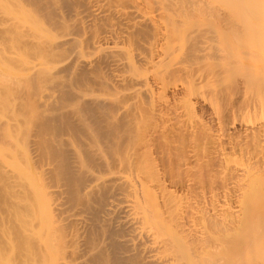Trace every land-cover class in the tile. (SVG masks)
Here are the masks:
<instances>
[{
  "label": "bare ground",
  "instance_id": "1",
  "mask_svg": "<svg viewBox=\"0 0 264 264\" xmlns=\"http://www.w3.org/2000/svg\"><path fill=\"white\" fill-rule=\"evenodd\" d=\"M10 1H12V0H10ZM30 1L35 4L37 9H40L42 12H44V14H46L48 19L51 20L52 25L56 26V28L57 27L60 28L59 33L61 35L59 34L60 36H58V37L59 38L61 37V38L60 39L58 38V41H54L55 43L54 44L52 43L53 45L50 44V46H49L47 44V47L43 46V45L41 47V44L39 43V46H38L39 48L34 49L35 47H37V43H38V41H37V43H35V41H32L34 37H32V39H31L27 36L28 34L23 35L21 31L20 32L14 31L15 32V34H14L12 29H10L11 25L9 26V23H8L10 21L7 22L8 24L4 23V25H3V23L1 24V22H0V27L2 26V28H0V35L1 34L3 35V36L1 35V39L3 40L1 42L4 43L8 39L10 40V37L12 35L11 33H13L14 35H17V36L13 35L16 38L12 37L16 41V46H15V44H13V45L8 44V47L3 46L4 49L6 48V50H7V56H5V58L7 57L8 62H6V63L10 64V62H12L11 65L13 66V64H14V66L16 67L17 70L20 69L21 72L22 71L24 73L27 72L26 74H24L26 76V77H24L25 78V80H24L25 84L20 89L19 99L17 100L18 104L16 105V106H19V108H21V106H22L23 107L22 110H24V111H19L20 110L19 109L18 114H16L14 110L17 109L18 107L14 108L15 106L12 104V106H14L13 107L14 110L12 109V112H10V113H12V115L10 114L7 116H2V115H5V114H2L1 115L2 117L0 116V132H1L0 135H2V132L5 131L6 129L10 133L13 131L12 128H14V130L16 129L19 132V134L22 135V137H24L25 140H27L26 148H25V150H23L22 155H19V156H21V158H19V160L21 162H24V163H21V166L26 164V162H27L26 165H32V167H34L35 169H38V171L40 172L39 174L41 175V178H37V180L39 179V182H40V180L42 182L41 183L42 187L40 186L42 193L40 196V195H38L39 194L38 192L40 189L36 192L34 189L35 193H33V195L36 193H37V195H36V197L35 196H33V197L37 201H38V199L40 200L41 198H43L44 204L42 203L43 206L42 205L40 206L43 208L40 209V207H39V209H40L39 211L35 206H33V207H35V209L32 208L33 210L30 208L32 210V211H29V213H31V215L27 213L28 212V210H27L26 217H27V215H30V216L33 215L32 217H34V215H35L34 218H36V215H38L37 221H36V219H35V221H33V223L35 222L34 225H37V223H39L40 220L42 219L43 222L41 221L38 225L39 226L41 225L42 228L43 227L47 228V226H48L47 230L50 233V234L46 233L48 231L45 232L43 230L45 228L41 229V228L35 226V228L41 229V230H43L42 232L49 234L47 237L45 236V238H47V239H45L43 237L40 244H38V245L36 244L37 247L34 244L35 242L33 243L34 240H31V239H30L31 241L30 240L28 242L25 241L28 244H25V242H22L20 246L22 247V245H23V248L25 249L27 247L26 246L24 247V245H27L28 248H30L29 247L30 245L31 246L34 245L32 247V249L36 248L35 249L36 251H34L35 253L36 252L42 253L44 250H46L47 255L43 256L44 262L46 260L45 264L46 263L51 264V261H50L51 256H52V264L55 260H58L57 262H55V264H101L104 262H105L104 264H107L106 262H108V261H109L108 262L109 264H173L172 262H173V260H175L174 257H179V256L181 258L180 260L190 258L189 262L188 261L185 262L188 264H264V221L262 220L260 222L257 220L258 218L255 219V217L257 216V212H260V210H261V207L263 204L262 202H264V160L263 159H260L258 157L259 160H261V161L263 160L262 161L263 165H262L261 171H259L260 168L258 169V171L256 170L258 167L257 168L255 167L256 169L254 168V166L252 167L250 165V162H248V159H247V163L242 164L243 167L240 165L242 168L240 167L239 170H243V172H244V177H242V179L245 180V185L247 186V189L245 188L244 192L242 191V196H239V197H243L242 199H244L245 203L246 202L247 203L253 202V201L256 203V201H258V202L261 201V203H259V204H261L260 205L261 207L258 205V208H256L257 205H254V207H255L254 208L251 206V204L253 205L254 203H251V204L249 203L247 205V204H244L242 202L241 217H243V216L244 217L239 218V219H242V224H244L246 222L244 220L245 216H246V220H247L248 217H250L252 215V211L255 210L254 215L251 216V217H254L256 215L254 217V219L252 218L253 220H256V221H254L255 223L252 222L253 220L251 218H249V220L250 219L252 220V221L250 220L251 222L247 221L248 222L247 225L250 226V225L254 224L255 229L251 233L250 232L247 233L248 235L246 234L248 237L246 235H244V237H243V234H244L243 232H242V236L240 235L243 242L246 241L248 238V242H247V245L249 248L248 250H246L247 246L245 249V248H243V244L240 245L241 243L239 242V240H240V238L238 237L239 235L238 236L236 235L237 237L234 236L237 238V239H234V242L229 239V241L233 243V245L231 243L229 248H233L235 250L236 249L235 247L238 245L237 249H242V250L245 249V251H246L244 253L246 255L243 256V254L239 253L240 250H238L239 251V252H237L238 257L240 258L242 256L244 259L243 258L241 260L237 259V261L235 260L231 263V261H229V259H227V257H226L227 255L229 256L227 250L221 249L222 247L225 248V246L223 244L221 245V243H220L221 240L222 241H224V240L222 239V237H221V240H219L220 236L218 238V235H216L220 229H221V231H222V229H224L222 232L225 231V227L228 224L227 225L225 224L224 219L220 221L219 218H221V217H219V218L216 217V218H218V220H219L218 221V220H215L216 218H213V220H212V219L206 218V216L204 218L200 216L203 219V220L201 219L202 223L205 225V227H202V228H207V229H208V227H209V229L213 228L210 230L211 231L210 233H209V230H208V232L206 231L207 234L208 233L210 234V235L208 234L209 236L203 232L207 238V239L204 238L205 240L202 239L203 238L202 235H204V234H202V235L197 234L198 236L202 237V238L200 237L202 240H204V241H202V240L200 241V240H198L199 238H196L197 235H195L197 232H199V231H196V230H198L196 228V225H195V228H193L192 226L187 227V224L189 223V221L187 224L184 221V216H183L184 214L183 213H185L187 211L184 212L183 211L184 208L182 209V206L179 205L180 200H178V202H177L175 199H173L176 201V203H175L176 206H174V202H173V205L170 204V205H172L171 209L173 211L178 209V214H177V211H175L176 213L174 212V214H172L173 213L172 210L171 209H168V210L169 211L171 210L170 213L172 215L177 214V216L173 217L172 215H170V217H169V212L168 213L163 212V211L162 212L167 214V219L169 218L168 221H170V223H168V221H167V223L169 224V226L171 228L170 230L176 236L175 238L178 237L179 239H177L178 241H176L175 239H172V238H174V236L173 237L170 236L168 239L165 238V236L162 235L163 233H161L160 228H159V226H163L162 224H165L164 223L165 221H163L165 219L164 217H166L165 214H163L164 217L162 218L163 223L160 221L159 224L157 223L159 226H157L153 223L154 221H152V219H154L155 217L152 218L153 216H150L151 214H148L149 211L147 213V211L145 210L146 208L144 209L143 208L144 206H142V203H141V201H142L141 199H143V198H141V196H143V195L146 196L147 194H149V196L152 195L151 197H157L158 193L160 192V191H158V193L155 194V192H157L156 191L157 184L155 186V185L151 184L152 182L147 183V182H144L143 180H141V178H139L136 175V173L133 172L131 167H129V165L131 166V164H129V161H126V158H125L126 162H124L122 159H119L117 157V154H118L120 148H122L121 147L122 140L124 139V136H126V134L129 131L128 124L124 121V117H123V115L127 114L129 111L127 112V108L125 105L126 103L123 100L133 99V98H135V96H139L140 94L148 95L149 93H151V97H152V95L154 94L152 92L154 91L155 88L157 89V87L158 88L161 87L160 92L164 91V93H166L167 91H165V90L168 87V85H166L168 83V81L166 83L165 77L166 78H167V76L170 77L171 74L174 75L177 72H179V73L185 72V71L188 72L189 71L188 69L192 68L190 66L192 64H195V62L198 59H200V58H198V56L199 57L202 56L203 60H204V57L207 56V59H208L209 55H206L207 52H205V55H204V52H202L201 50H200V52H202V55L201 54H200L201 56L198 55L200 53L199 52V53H197V55H198L197 58L195 57L196 56L195 52H197L198 47L200 46V48H202L204 46V44L208 45V47L204 46L202 48L203 51H206L205 50L206 47H207V49L210 47L211 51H212L213 49L215 50L218 47L225 45L226 48L224 46L221 47L222 49L218 48L219 51L224 50V51H222L224 53H226L225 51H227L226 55L224 53L220 52L221 55L223 54L222 56L220 55L223 58L222 60L224 62H226V63H224V62L222 63V61H221L220 65H222V67L224 66L223 68L225 70H227L225 68V66L227 68L231 67L229 64V63H231V61H232L231 64H234V65H236L239 62H242L245 64V66L247 68L245 70H247V71H245L243 69H241V71L243 70V73L246 72L248 74L249 73L248 65L250 66L251 63L254 64L255 63L254 61L256 60V63L254 65H256V66L258 65L257 69H256V66H253V67H255L256 70H259L258 72H260V73L262 72L261 73L262 76L260 73H258V75L260 74L258 77H260L259 79H261L262 81L261 82L259 81V83H257V84L261 83V85L258 87L259 89H257V87H256V89H254L252 93H249V95H251V96L248 95L250 98H248V96L246 97V94L244 95V92H243V94L241 95V96L244 95L243 98H241L242 100L239 99V101L241 100L239 103H241L240 105L242 107H238L241 109L237 110V108L235 107V110H237V111H235L234 108H233V111H235L234 115L236 114L237 118L240 117L242 119V121H241L238 118L239 121H241V122L244 121L243 123H246V125L245 124L244 125L246 126L247 129L253 130V131L251 130L252 131L251 132L252 133L251 138H253L252 142H254L253 146L255 147V145H256L255 148L259 147V150L261 149L260 152L262 153V151L264 149V144H263L264 143V124H262V122H261L258 125L257 122L258 121L259 122L264 121V80L262 79V78H264L263 77L264 76V33H263L264 32V23L263 24L261 23L262 24V26H261V24L259 22V21H262V22L264 21V19L262 20L260 18L262 16L264 17V15H261L262 13L264 14V12H262V11H264L263 10L264 8H262V6L255 7V6L251 5L252 9L247 10L245 8V6L243 5L245 10H247L250 13H253L257 9L259 10L260 8H262L259 10V12L260 11L261 12H260V16H258L260 20H258V18L255 17L256 16L255 14H254L255 15L254 17L253 16L249 17V15H251V14L250 13L247 14V11H242L240 9L241 6L240 7L238 6L237 9H239V10H236L235 7L234 8L231 7V10L235 9L237 14L240 12L239 14L241 16L240 17L239 15H236V13L234 15L231 12L232 18L234 17V21H231L232 25L230 23L225 22L227 24H224V26L222 28L223 24H220L221 26H218L219 24L216 26V25H214V23L212 24L210 21H208V23L210 22V24L202 23L200 25V23H201L200 22L198 24L199 26H197V24H196V26L194 25L192 27L187 26L186 28H184L185 29L184 30L181 28L182 26L179 27L180 26L179 23H181L182 22L181 20H183L181 18V15H182L181 13H183V12L181 11V13H180L181 15L178 13L180 11L177 12V14H179V15L176 14V16L177 17L180 16L181 19L180 18L175 19L174 16H175L176 11H174V13H173V11L172 12L169 11V12H171V14L169 12H167L168 8H170V6H171V5L169 6V4H171V3H173L172 5H174V4L179 5L180 4V7L177 5L179 8L174 5V9H173V6H172V8H171L172 10H175V9L179 10L180 8L182 10V8L184 6H181V5L184 3V0H171L172 2L170 0H143L142 2H139V0L138 1L137 0L136 1L135 0H116L115 4H112V2L115 0H112V2H111V0H85V2L89 5L90 8L95 7L92 10V12L90 13L92 20L95 21L96 19H100V18H102V19L103 18L104 19L109 18V20H110V16L113 17V20H114V18L118 19L117 22L111 21L108 24H105V26H104L105 28L103 27L101 30L93 32V34L92 33L88 34L87 28L89 26V23L87 22L86 17L78 16L77 14H75L78 17L73 16L75 18V19H73L74 21L73 22L72 21L67 22L66 18H65L66 16H64V13H58V14L55 13V11L57 10V5H55V3H57L56 0H30ZM168 1L171 3H169V4L166 3ZM8 2H9V0H8ZM165 3L168 4L169 7L165 6L166 5ZM163 4H165L164 5L165 7L163 6ZM166 7H168V8H166ZM246 7H247V5H246ZM263 7H264V5H263ZM244 8H242V9L244 10ZM231 10L228 11L229 15H230ZM250 10H252V12ZM183 11H184V9H183ZM241 12L243 14L246 13L247 15L246 14L243 15ZM254 13H256V12H254ZM169 14H170V16H169ZM225 14H227V11ZM256 14L259 15V13H256ZM183 17H184V15H183ZM242 17H243V19L247 17V21L246 20L245 21L240 20V18L242 19ZM228 18H231V17L228 16ZM250 19L253 21V23H250V26H249L248 21L252 22V21H250ZM7 20L8 19H6V21ZM111 20H112V18H111ZM229 20H228V22H229ZM235 20L238 21V23L236 21L237 24H233V23H235ZM240 22H243V23L241 24ZM245 22H246V24H244ZM255 22H259V24L257 25V24H255ZM203 24H205V26L206 25L207 26L205 27V26H203ZM251 24H253V27H251ZM192 25H193V23H192ZM254 26H256L257 28H260L259 31L260 30L261 31L259 32L256 29V27H254ZM146 27H149L150 29L152 27V28L157 30L156 34L159 35V37H157V38H159L161 41V43L159 44L160 46L156 47V49H155V46H153L150 42L147 45H143L145 43L144 42L142 44L144 47V48L142 47V49H143L142 51H144V52L137 51V53L135 54V52H133V50L135 48L133 47L132 48L133 50L128 49L127 47H129V46H127L128 44L126 42L128 40V42L130 41V43H131L132 39L130 36H132V38H133V36H134L133 31H135V30H136L135 33H137L138 35L140 34L139 36H141L142 34L146 35L145 34V32H146L145 28ZM75 29L76 30L80 29L83 33L88 34V36L86 38L78 36L75 33ZM18 30H19V28H18ZM28 30H30V29H28ZM128 31H129V34H128ZM149 32H150V30H149ZM261 32L263 33V36H262ZM9 33H10V35H9ZM23 33H24V30H23ZM258 33H259V35H258ZM256 34H257V36H256ZM210 35L212 37H209ZM29 36H30V34H29ZM223 36L226 38H223ZM129 37L131 40L129 39ZM218 37L223 38L222 40L228 39V41H226V43L227 42L228 43H227V45L225 44V41L220 42V44L216 43V45H218V46H216L217 48L215 46H213V49H212L213 43H211V41L213 39L215 40V42H216V40L218 41V39L221 40ZM182 38L183 39L186 38V40L190 39V42H188V43H190L191 46L189 44H188L189 46L184 44L185 49H183V50H185V51L188 50L187 54L185 55L186 52L180 51V53L184 52V54H182V53L181 54L184 55L185 57L183 56V58H182L180 55L181 58L179 57V60L176 59V61H175V54L178 53L179 50L182 49V47H183V46L181 47L179 44V41H180V39L182 41ZM210 38H211L210 43L212 44L211 46L209 45L210 43L208 40ZM203 39L204 40L207 39L208 44H207V41L205 42ZM236 39H238L236 41V43L239 40L240 41L243 40V42L245 43L244 44L242 41L237 43V45L238 44L239 45L241 44L242 46L244 45L243 47L240 45L242 48H240V46L239 47L237 46L238 49L240 48V51L243 49L242 53L239 51L242 54V57H241V54L238 53V51H237V53L240 54L239 57L242 58V59H240V61H237V63H235L236 62L235 60H237L238 58L237 59L232 58V57H234L233 53H231L229 58L227 57L230 53V51L228 49H231L229 47L231 45L229 42H230V40L233 41ZM83 41H86V43L88 44L87 46H89V49L92 48L95 50H99V53L102 54V52H103V55H101V57H99V59H96V60L93 59L95 61L89 60L90 57L86 58V59H88V60H86L85 59V57H87V56H85L87 53L86 50H89V49H88V47L82 45V44H84ZM181 41H180V43H181ZM132 42H133V40H132ZM212 42H214V41H212ZM10 43H13V42H10ZM201 43H203V44H201ZM5 44H7V42L2 44V45H5ZM65 44H73L75 46L76 50L75 51L73 50V51L76 53V55L75 54L74 55L77 56V58L73 59L75 57L72 56V59H73L72 61H69V60H71V58H70L68 60L69 62L68 61H67L68 63L66 62V65L63 66L61 64V67L57 71H55L54 73L47 71V69L48 68L50 69V67L56 68V65L55 66H49L46 68V66L49 64H47L43 60L44 58L38 54L39 51L41 52L43 50V52L46 53V55H48V54L51 55V54L55 53V51H53V50L56 47L59 48L60 46L65 45ZM181 45H183V44L181 43ZM201 45H203V46L201 47ZM233 45H236V44H233ZM49 47H51V48L49 49ZM210 48H209V51H210ZM29 50H31V52H33V53L36 51V53H34L36 55H32V53L29 52ZM32 50H34V51H32ZM37 50H39V51H37ZM217 50H215L216 51L215 53H214V51L211 53H213V55L217 56V54L219 55V51L217 52ZM234 52H235V54H237L235 50H234ZM208 53H210V52H208ZM253 53L255 54V56ZM89 54H91V52ZM232 54H233V56H232ZM34 56H36V57H34ZM216 56H214V58ZM220 56H217L215 59H217ZM251 56L253 58L250 59ZM3 57H4V55H3ZM49 57H51V56H49ZM225 57H227V59H225ZM256 57H257V59H256ZM36 58H37V63L34 61V60H36ZM41 58H42V60L39 62L38 60ZM51 58H50V60H51ZM135 58H136V60H135ZM193 58H196V60ZM66 59H67V57H66ZM219 59L220 58H218L217 60L219 61ZM258 59H260V60L258 61ZM203 60H198L197 62H200ZM227 60H228V64H227ZM136 61L138 63L145 64V66L146 65L148 66L150 64L151 67L149 66V67H145V68H147V69L150 68L151 70L153 69L152 71H154L155 69H158V68L160 69V67H161L160 70H155L156 74L154 72H152V75L155 74L157 77H155V75H154L152 77H155V78H151V74H150V77H148L147 73L142 72L143 70L139 71L137 68L140 65L137 67ZM251 61H253V62H251ZM42 62H45V64H46L45 67L43 66L44 63H42ZM192 62H194V63H192ZM197 62H196V64H199ZM219 62H218V64H219ZM38 63H40V64H38ZM185 63H186V65H185ZM213 63L217 64L215 62H213ZM225 64H227V65H225ZM244 64H243L242 68H244ZM213 65L211 64L212 67H213ZM102 66H104V67L107 66L110 69L114 68L113 69L114 71L115 70H117V71L122 70V73L121 74H115L112 77L111 76L105 77L104 75H101V73H100L103 70ZM218 67H220V66L218 65ZM234 67L236 68V66H234ZM238 68H239V66H238ZM258 68H260L261 70ZM150 69H149V72L151 71ZM224 69H223V71H224ZM251 69H253V68H250L249 70H251ZM255 69H254V71H255ZM124 70L127 72L128 71H131V72H129L128 74L125 72L127 74V75H125ZM9 71H10V69H9ZM20 71H18V72H20ZM158 71L159 72L161 71V73H158ZM198 71H200V69ZM213 71H214V69H213ZM232 71L233 70H231V72ZM251 71H253V70H251ZM12 72H14L13 74H15V69ZM21 72H20V74H21ZM47 72H50V73H47ZM190 72L187 73V75L189 74L188 76H186V73H185V76L187 77V79H186V77L184 79H181L179 81L180 82L179 85H180L181 89L178 88L179 90H182L184 92V94L182 95L183 99L182 100L179 99V100H181V105H182L181 107L184 110L187 109V110H185V112L189 110L188 109L189 107H194L191 103L193 101V100L191 101V99H192L191 95H194L199 99L202 96V100H203V98L205 100V97H204L205 94H203V93H205L206 91L205 92L202 91L204 88L202 90H199L201 88V86H197L199 84L201 85V83L204 84V82H201V81H206L205 84L206 83H207V85L209 84L208 85L209 88L207 86H205V88L207 87L205 90L209 89V90H207L208 91L207 93H210V95H209V97H211L210 99L215 100L218 97V96H216V94L219 95V93H217V91L220 90V92H221V89H218L217 87H215V85L213 84V82L211 80L214 78L213 76H215V74L213 75L212 72H211L212 74H208L209 75L208 78H206L208 76L207 73H205L207 75L206 76V75H204V73L202 74L200 71V73L202 75H200V73H197L198 76L195 75L196 77H192V74L194 72L193 73L191 72V75H190ZM231 72H230V75H233V74H231ZM255 72H257V71H255ZM157 73H158V75L162 74V76L158 77ZM179 73H177V74L180 75ZM243 73L240 72L241 76H243L244 78L246 77V80H247V77H248V75L250 76V74H248L247 76H244L246 74L242 75ZM182 74L184 75V73H182ZM222 74L225 75V73H222ZM18 75H19V73H18ZM46 75H48V76H46ZM19 76H21V75H19ZM211 76H212V78H210ZM227 76H229V75H227ZM39 77L42 79V83L44 81H46L48 83V81H49L48 86H52V87H48L51 90L46 87V90H50V91H47L46 93H44L45 89L42 87L43 85L41 86L42 83L40 82L41 83L40 86L42 87V89H44L43 90L44 92H42L43 93L42 95H40L41 94L40 92L42 90L41 91L38 90L41 87L39 86L40 87L39 88L38 86H36V84L39 81H41V79L37 80ZM222 77L224 78V76H221V78ZM252 77H255V75ZM205 78H206V80H203ZM223 78L220 80L224 81ZM217 79H219V78H217ZM226 79L228 80L229 77ZM234 79H235V77H234ZM255 79L257 81V75H256ZM176 80H177V78H176ZM235 80H233V81L235 82ZM248 80H249L250 86L247 84L248 81H247V83H244V84L245 85L247 84L249 87L253 86V84L251 85V83L254 80L251 79L252 82L250 81V79H248ZM226 81H225V83H226ZM229 81H231V80H228V83H229ZM242 81L244 82V79ZM50 82L52 83V85L50 84ZM239 82H241V81H239ZM44 84H45V82H44ZM175 84L178 85L175 82L174 84H172V85H174L173 87H175V88L179 87V85L175 86ZM212 84H213V86L211 87ZM244 84H242V85L245 86ZM218 86H219V84H218ZM248 86H246V87H248ZM222 87H225V85ZM164 88H165V90H164ZM35 89L38 91L35 92ZM156 89H155V91H156ZM216 89H218V90H216ZM249 90H250V88H249ZM251 90H250V92H251ZM256 90H260V91L256 92ZM199 91L202 94L201 96H200ZM242 91H244V90H242ZM245 91H247V89ZM254 92L257 95L254 94L255 96L254 95L252 96V94ZM33 93L35 96L37 95L36 93H39V96H36L37 97L36 98L33 95ZM194 96H192V97H194ZM33 97H35L37 99V101L34 100L35 98H33ZM38 97H39V99H38ZM165 97L163 96L162 99L164 98L163 100H165L166 99ZM196 97H194V99ZM251 99H252V101H251ZM213 100H210V101L213 102ZM34 101H36V102H34ZM165 103H166V101H165ZM209 103H211V102H208V104ZM220 103L221 102H219L218 104H220ZM159 104H161V103H159ZM6 105H8V104H6ZM190 105H192V106H190ZM212 106H214V105L212 104ZM4 107H6V106H4ZM7 108H10V107L8 106ZM214 109H217V108L215 107ZM214 109L212 111H214ZM6 111L9 114L8 110H6ZM215 111L211 112L214 115V117H213L214 122L213 123H215L214 125H215L216 132H218V133H216V138H214V139H217V142H219L218 145L222 144L219 146L218 150L216 151V155L221 160V158H223V159L227 158V155H228L227 150L225 149L226 150L225 151L223 148V143H224V141L226 142V140H227L226 137H227L228 133H230V127L226 123H224L225 120H223L221 118V115L223 113L221 114V113H219V111H217V112H215ZM223 111H225V108L221 112H223ZM0 112H2V111H0ZM4 113H5V111H4ZM215 113H217V114H215ZM219 114H221V115H219ZM232 115H233V113H232ZM229 120H232V119H229ZM230 122H232V121H230ZM233 122H234V120H233ZM235 122H237V121H235ZM253 122H256L255 125L257 124V126L254 127V125L252 124ZM231 125H232V123H231ZM233 125H235V124H233ZM2 129H5V130H2ZM5 132H7V131H5ZM3 136H5V135H3ZM11 136H12V138H11ZM11 136H10V138L14 139L13 138L14 135H11ZM18 138H21V137L18 136ZM18 138H17V141L20 142V140H18ZM11 139H9V140H11ZM14 140H16V139H14ZM10 142H11L10 146H12L16 143L15 141H13L14 144H12V141H10ZM218 145H217V147H218ZM228 148H230V147H228ZM263 153L261 154V155H263L262 158H264ZM120 154H121V152H120ZM120 154H119V156H120ZM217 156H216V158L218 159ZM122 158L124 159V157H122ZM16 159H18V158H16ZM225 160H227V159H225ZM20 161H18V164ZM256 164H258V163H256ZM252 165H254V164H252ZM15 166H16V164H15ZM17 166L18 167L16 168V171L19 170V171H17L18 173L20 172V169L25 168V166H24V168L19 169V165H17ZM118 166H119V168H117ZM30 167L28 168V170L31 169ZM12 170H14V169H12ZM131 170L136 176L133 175ZM7 171L10 172V170H7ZM38 171H37V173H38ZM12 172L16 173L15 170ZM12 172H10V173H12ZM31 172L33 173V171H31ZM18 173H16L13 177L18 175ZM106 173L107 174L109 173L108 177H105ZM9 176H11V175H9ZM33 177H34V175H33ZM34 180L36 181L35 177H34ZM5 184H6V182H5ZM41 184H39V185H41ZM158 185H159L158 187H160L159 182H158ZM260 186H261V188H260ZM25 187L30 189L29 186H24V188L20 187L21 190L24 189L22 191H20L18 189L20 191V193L17 192L16 197H15L17 203L25 200L26 199L25 196L29 195L32 192V190H30L31 192L29 193V191H28L29 189L27 190V188H25ZM34 187H32V188H34ZM221 188H222V186H221ZM25 189L28 192L26 191V193L24 194ZM163 192H164V189H163ZM161 195H163L162 190H161ZM172 195L173 194H171V196ZM145 196H144V199H145ZM166 196H168V195H166ZM171 196L169 195L167 197V200ZM37 197H39V198H37ZM151 197H149V198L153 199ZM173 197H175V195L172 196V198ZM171 199L169 202H172ZM26 200H28V199H26ZM29 201L30 200L26 201V203L27 202L29 203ZM145 202H146V199H145ZM202 202H203V200H202ZM156 203H157V199H156ZM182 203H184V202H182ZM20 204H16L14 202V204H12L11 206H13V205L18 206ZM165 204H167V203H165ZM177 204H178V207H177ZM194 204H195V202H194ZM243 204L247 205V206L243 207ZM24 205L25 206H20V207L18 206V207L19 208L28 207V209H29V205L26 206L25 203H24ZM31 206L32 205H30V207ZM157 206H159V205H157ZM173 206L175 207V209H173L174 208ZM196 206H195V208H196ZM168 207L169 206L165 205L166 211H168L167 210ZM176 207H177V209H176ZM259 207H260V209H259ZM205 208H206V206H205ZM249 208L252 209V211ZM159 209L161 211V207ZM14 210L15 211L17 210L16 207L14 208ZM34 210H36V212L38 211L40 214H43L45 212L44 213L45 216L44 215L43 216L45 218L47 216V219H48L47 224L44 223L43 219H45V218H42L41 216L39 217V214L36 213ZM41 210L43 211V213ZM193 210H195V209L193 208ZM156 211L158 212L157 208H156ZM231 211L232 210H230L229 212L227 211V212L229 214H233L234 212L231 213ZM32 212L33 213L35 212V213L33 214ZM193 212L191 211V214ZM195 212H196V210H195ZM250 213H251V215H250ZM160 214L162 215L161 212H160ZM236 215H238V214H236ZM17 216H19V215L17 214ZM22 216H23V214H22ZM189 216H190V214H189ZM214 216L215 215H213V217ZM161 217L159 216V218H161ZM39 218H40V220H39ZM234 219H236V218H234ZM238 220H237V222H238ZM243 220L245 222H243ZM157 221L159 222V220H157ZM233 222H234L233 224H236V225H234L236 228H238L239 226L242 225L241 220L238 223H236V220ZM226 223H228V222H226ZM45 224H46V226H45ZM188 225H190V223ZM229 225L227 227H229ZM193 226H194V223H193ZM200 226H201V224H200ZM22 227H24V226L22 225ZM165 227L166 226H164V230L166 229ZM215 228L217 229V231H216L217 233H214ZM22 229H24V228H22ZM26 229L30 230V227H28V228L26 227ZM26 229L23 230L24 231L23 233H25V235H26V233L29 232V230H28V232H26L25 231ZM194 229H195L196 233H195ZM31 230H32L31 232L33 233L36 229L34 231H33V229H31ZM153 230H156L157 232L153 231ZM204 230H206V229H204ZM35 232L33 234H35ZM39 232H40V230L37 231L36 235H33V234L31 236H30V234H28V235L30 237H32V239H33V236L38 237ZM42 232H41V235H39V237L41 236V238H42V235H45V234H42ZM235 232H233V233H235ZM159 234H161V235L159 236ZM224 234H225V232H224ZM21 235H22V237H21L22 241L28 236L27 235L25 237L24 234H21ZM205 235H204V237H205ZM226 235H227V233H226ZM234 237L232 236V238H234ZM170 238H171V240H170ZM21 239H20V242H21ZM36 239L38 240V238H36ZM174 240L176 241V242H174L175 248L173 245H172L173 247L172 246L170 247L171 249L168 248L169 246L166 247L167 245L172 243ZM169 241H170V243L168 244ZM31 242L33 244H31ZM37 242L39 243V240ZM230 242H229V244H230ZM222 243H224V242H222ZM234 243H235V245H234ZM237 243H240V244H237ZM188 244L191 245V247ZM50 245H53L54 247H52V246L50 247ZM49 247L53 248V249L55 248L53 250L54 252ZM184 247H186L185 250H187L186 251L187 254L185 253V255L183 254L185 251ZM239 247H241V248H239ZM23 248H21L20 250H23ZM109 248L110 249L112 248L113 251L108 250ZM172 248L174 250H172ZM48 249L50 251H47ZM168 249H170L169 251H171V250L173 252L175 251L173 253L174 257L172 255H170L169 252H167V251L165 252L167 255L164 254L163 251L168 250ZM190 250L192 252L194 251L193 255L191 257H190V255L192 253L190 252ZM218 250H220V251H218ZM242 250H241V252H242ZM109 251H111V253H108V254H110V255L112 254L111 256H109L107 254V252H109ZM236 251L237 250H235V252H232V250H231L232 253H230V251H229V253H230L229 257H232L231 255H234V253L237 254ZM47 252H49V253H47ZM26 253L27 252H24L23 256L26 257V255H25ZM30 253H33V252L30 251L27 254V257H28V255L31 256ZM38 253H36V254H37V256L40 255V260H41V258H42L41 253L40 254H38ZM50 253H51V256L49 257L48 255ZM33 254H32L33 257L31 256L33 259H31V257H30V259L33 260V262L35 261L39 264L41 261L38 260L39 258L38 259L35 258L36 254H35V256ZM188 254H189V257L184 258L186 255L188 256ZM239 254H241V255H239ZM46 256H48V257H46ZM53 256H54V258H53ZM233 257H232V259H233ZM238 257H237V255L235 256V258H238ZM47 259H49V261H47ZM42 263H43V261H42ZM42 263H40V264H42ZM177 264H184V263L180 261Z\"/></svg>",
  "mask_w": 264,
  "mask_h": 264
},
{
  "label": "rangeland",
  "instance_id": "2",
  "mask_svg": "<svg viewBox=\"0 0 264 264\" xmlns=\"http://www.w3.org/2000/svg\"><path fill=\"white\" fill-rule=\"evenodd\" d=\"M136 1V0H135ZM138 1V0H137ZM143 0H139V2H142ZM171 1V0H170ZM56 2L57 3H55V5H57V10L55 11V13H64V16H66L65 18H66V21L67 22H73L74 20L73 19H75L74 17H78V16H84V17H86V19H87V22L89 23V26H88V34H90V33H92L93 34V32H96V31H98V30H101L104 26H105V24H108L109 22H111V21H115V22H117L118 21V19H116V18H114V20H113V17H111L110 16V20H109V18H100V19H96L95 21L94 20H92V17L90 16V13L92 12V10L95 8H90L89 7V5L85 2V0H56ZM111 2H112V0H111ZM110 2V3H111ZM114 2V3H113ZM112 2V4H115V2H116V0L115 1H113ZM172 2V1H171ZM171 2H166V3H171ZM32 2L30 1V0H12V1H10L9 0V2H8V0H0V22H1V24L3 23V25H4V23L5 24H8L9 23V26H10V29H12V31H13V33L15 34V32L14 31H17V32H22V34L23 35H26V34H28L27 36L29 37V38H31L32 39V37H34L33 38V40L32 41H35V43H37V41H38V43H37V47H35L34 49H36V48H39L38 46H39V43L41 44V47H42V45L43 46H46L47 47V44L50 46V44L51 45H53L55 42L54 41H58V36H60L61 34L59 33L60 32V28H56V26H54V25H52V23H51V20L50 19H48V17L46 16V14H44V12H42L40 9H37V7L35 6V4L34 3H32ZM165 3V4H166ZM3 4V5H2ZM165 4H163V6L165 5ZM168 4H166L165 6H168ZM173 3H171V4H169V6H170V8H168V7H166V8H168V11L167 12H169V11H173V13H174V11H176L175 12V19H178V18H180V16H176V14H177V12L178 11H180V12H178L179 14L181 13V11L183 12V13H181L180 15H181V18L183 19V20H181L180 22L181 23H179V27H181L182 29H184V28H186L187 26L188 27H192V26H196V24H197V26H199L198 24L200 23V25L202 24V23H207V24H210V22L213 24L214 23V25H218V26H221L220 24H223L222 25V28H223V26H224V24H227V23H232L231 21H234V17L232 18V13L235 15V13H236V10H239V9H237V7L239 6H241L242 8H244V6H245V8L247 9V10H249V9H252V7H251V5L252 6H255V7H259V6H262V8H264L263 7V5H264V0H184V3L181 5V6H184L183 8H182V10H181V8L178 10H172L171 8H172V6H173V9H174V5L176 6V7H180V4L177 6L176 4H174V5H172ZM244 5V6H243ZM246 5H247V7H246ZM61 6V7H60ZM164 6V7H165ZM178 7V8H179ZM231 7L232 8H234L235 7V9H233V10H231ZM240 7V9L242 10V11H247V10H245V8H244V10L242 9ZM262 8H260V9H262ZM170 9V10H169ZM183 9H184V11H183ZM231 10L230 11V15H229V10ZM255 9V8H254ZM259 9V10H260ZM187 10V11H186ZM240 10V11H241ZM259 10L257 9L256 11H254V12H256V13H259V15H257L256 13H250V12H248L247 11V14L248 13H250L251 15H249V17L250 16H255V17H257L258 18V20H260L259 19V17L258 16H260V12H259ZM264 10V9H263ZM63 11V12H62ZM226 11H227V14H225L226 13ZM251 12H252V10H250ZM171 12H169L170 14H171ZM185 12V13H184ZM187 12V13H186ZM221 12V13H220ZM232 12V13H231ZM262 12H264V11H262ZM240 13V12H239ZM237 14L236 13V15H239L240 16V14ZM242 13V12H241ZM75 14H77V15H75ZM170 14H169V16H170ZM179 14H177V15H179ZM243 14V13H242ZM244 14H246V13H244ZM243 14V15H244ZM246 14V15H247ZM253 14V15H252ZM255 14V15H254ZM5 15V16H4ZM173 15V14H172ZM171 15V16H172ZM183 15H184V17H183ZM186 15V16H185ZM261 15H264L263 13L261 14ZM74 16V17H73ZM168 16V15H167ZM228 16L229 17H231V18H228ZM6 17V18H5ZM241 17V16H240ZM245 17V16H244ZM248 17V18H249ZM263 17V16H262ZM262 17H260L262 20L264 19V17L262 18ZM111 18H112V20H111ZM180 18V19H181ZM237 18V17H236ZM235 18V19H236ZM239 18V17H238ZM4 19V20H3ZM6 19H8L7 21H6ZM227 19V20H226ZM230 19V20H229ZM232 19V20H231ZM228 20H229V22H228ZM239 20V19H238ZM240 20H246L247 21V17L246 18H244L243 19V17H242V19L240 18ZM249 20V19H248ZM255 20V19H254ZM8 21H10V22H8ZM186 21V22H185ZM208 21H210L209 23H208ZM214 21V22H213ZM217 21V22H216ZM222 21V22H221ZM236 21L237 20H235V23H233V24H237L238 23V21H237V23H236ZM250 21H252L251 19H250ZM8 22V23H7ZM185 22V23H184ZM225 22H227V23H225ZM260 22V24L262 23H264V21L262 22V21H259ZM259 22H255V24H259ZM13 23V24H12ZM184 23V24H183ZM192 23H193V25H192ZM241 24L243 23V22H240ZM239 23V24H240ZM248 23H249V26H250V23H253V21L252 22H249L248 21ZM183 24V25H182ZM211 24V25H212ZM240 24V25H241ZM244 24H246V22L244 23ZM254 24V25H255ZM262 24H261V26H262ZM185 25V26H184ZM232 25V24H231ZM203 26H205V24H203ZM207 26V25H206ZM205 26V27H206ZM260 26V27H261ZM251 27H253V24H251ZM254 27H256V26H254ZM0 28H2V26L0 27ZM18 28H19V30H18ZM105 28V27H104ZM149 27H146L145 28V31L147 32H145V34L146 35H141V36H139L137 33H135V31H133L134 32V36H133V38H132V36H130L131 37V39L133 40V42H132V40L130 39V37H129V39L131 40V43H130V41L128 42V40H127V46H131L130 48L129 47H127L128 49H132L133 47L135 48L134 50H133V52H135V54L137 53V51H142L143 49H142V47H143V45H147V44H149V42L153 45V46H155V49H156V47H158V46H160L159 44L161 43V41H160V39L159 38H157V37H159V35H157L156 33H157V30L156 29H154V28H152L151 27V29L149 28ZM262 28V27H261ZM15 29V30H14ZM17 29V30H16ZM28 29H30V30H28ZM256 29L259 31V29L260 28H257L256 27ZM23 30H24V33H23ZM149 30H150V32H149ZM185 30V29H184ZM33 31V32H32ZM156 31V32H155ZM261 31V30H260ZM259 31V32H260ZM263 31V30H262ZM132 32V31H131ZM132 32V33H133ZM13 33H11L12 35H11V37H10V40L8 39V40H6L4 43H6L7 42V44H5V45H2V44H4L3 42H1V41H3L2 39H1V35H0V108L2 109H0V111H2V112H0L1 114H0V116L2 115V114H5V115H2V116H7V115H12V113H10V112H12V109L14 110V108H17V109H15L14 111H15V113L16 114H18V110L19 111H24V110H22V106H21V108H19V106H16L17 104H18V99H19V94H20V89H21V87H23L24 86V84H25V78L24 77H26L24 74H26L27 72H21L20 71V69H16V67L14 66V64H13V66L11 65L12 64V62H10V64L9 63H6V62H8V59H7V57L5 58V56H7V50H6V48L4 49V47H8V44H15V46H16V41H15V39H13V38H16V37H14V36H17V35H14ZM75 33L78 35V36H80V37H83V38H86L87 36H88V34H85V33H83L80 29H75ZM262 33V32H261ZM260 33V34H261ZM264 33V32H263ZM263 33H262V36H263ZM17 34V33H16ZM29 34H30V36H29ZM60 34V35H59ZM126 34V33H125ZM128 34H129V31H128ZM9 35H10V33H9ZM14 35V36H13ZM32 35V36H31ZM151 35V36H150ZM157 35V36H156ZM258 35H259V33H258ZM3 36V35H2ZM43 36V37H42ZM256 36H257V34H256ZM13 37V38H12ZM149 37V38H148ZM209 37H212L211 35L209 36ZM208 37V38H209ZM12 38V39H11ZM37 38V39H36ZM46 38V39H45ZM61 38V37H60ZM59 38V39H60ZM82 38V39H83ZM135 38V39H134ZM138 38V39H137ZM141 38V39H140ZM144 38V39H143ZM218 38H220V37H218ZM223 38H226V37H224L223 36ZM223 38H220L221 40H219L218 39V41L216 40V42H215V40L213 39L212 41H214V42H212L211 41V38L210 39H208L209 40V43H210V41H211V43H213V45L210 43L209 45L211 46L212 45V49H213V46H218V45H216V43L217 44H220V42H224L225 41V44L227 45V43H226V41H228V39L227 40H222ZM36 39V40H35ZM5 40V39H4ZM137 40V41H136ZM142 42H141V41ZM144 40V41H143ZM150 40V41H149ZM157 40V41H156ZM186 40V38H182V41H181V39H180V41H181V43L183 44V45H181V43H180V41H179V44H180V46L182 47V49H180L179 50V52L178 53H176L175 54V61H176V59H178L179 60V57H180V55H181V57L183 58V56L184 55H182V54H184V52H186L185 53V55L187 54V52H188V50L187 51H185V50H183V49H185V46H184V44H186L187 46H189L190 45V43H188V42H190V39H188V40H186L185 42L184 41ZM204 40V39H203ZM208 40L207 39H205L204 41L206 42L207 41V44H208ZM238 39H236V40H233V41H231L230 40V48L231 49H228L229 51H230V53H229V55L227 56L228 58H229V56L231 55V53H233L234 54V57H232L233 56V54H232V58H238L237 60H235L236 62L235 63H237V61H240V59H242V58H240L239 56H240V54L242 53V50L240 51V48H242L239 44L237 45V43L238 42H243V40H239L237 43H236V41H237ZM13 42V43H10V42ZM15 41V42H14ZM253 41V40H252ZM84 42V44H82L83 46H86V47H88V49H89V46H87L88 44L86 43V41H83ZM145 42V43H144ZM148 42V43H147ZM219 42V43H218ZM233 42V43H232ZM53 43V44H52ZM144 43V44H143ZM157 43V44H156ZM204 43V42H203ZM203 43H201V44H203ZM244 43V42H243ZM242 43V44H243ZM130 44V45H129ZM143 44V45H142ZM189 44V45H188ZM200 44V43H199ZM215 44V45H214ZM233 44H236V45H233ZM245 44V43H244ZM7 45V46H6ZM157 45V46H156ZM4 46V47H3ZM186 46V47H187ZM191 46V45H190ZM199 46V45H198ZM203 45H201V47H202ZM204 46H207L208 47V45H205L204 44ZM203 46V47H204ZM225 47V45H222L221 47ZM240 46V48L238 49V47ZM65 49H64V48ZM202 47V48H203ZM207 47H206V51H203L202 50V48H200V46L198 47V49H197V52H195L196 53V58H197V56L198 55H202V52H204V55H205V52H210V53H206V55H209L208 56V59H207V56H205L204 57V60L202 59L203 57L201 56V57H199L198 56V58H200V59H198V60H203V61H200V62H197V63H199V64H196V62H195V64H192L190 67H192L191 69L189 68L188 70V72H194L193 74H192V77H196V76H198L197 75V73H200V71H201V73L203 74L204 73V75H206L205 73H207V75L208 74H212L213 73V75L215 74V76H213L214 78L213 79H211L212 80V82H213V84L215 85V87H217L218 89H221V92H220V90H218V89H216V90H218L217 91V93H219V95H217L216 94V96H218L215 100H213V99H210L211 97H209V95H210V93H207L208 91L207 90H209V89H207V90H205L207 87L209 88V84L207 85V83L205 84V82L206 81H201V82H204V84H202L201 83V85L199 84V85H197V86H201V88L199 89V90H202L203 88V92H205V93H203V94H205L204 95V97H205V100H204V98H203V100H202V94H201V92H200V99L199 98H197L196 96H194V95H191V103H192V105L194 106V107H189L188 109V111H186L185 112V110H187V109H183L181 106V100L183 99V94H184V92L182 91V90H179L178 88H180V80L181 79H184L186 76H188L187 75V73L188 72H181V73H179V72H177V73H179L180 75H178L177 73H175L174 75H172L171 74V76L169 77V76H167V78L165 77V81H166V83H167V81H168V83L166 84V85H168V87H167V89L165 90V88H164V90L165 91H167L166 93H164V91H161L160 92V90H161V87H157V89H156V91H155V89H154V91L152 92V93H154L153 95H152V97H151V93H149L148 95H142V94H140L139 96H135V98H133V99H126V100H123L125 103V105H126V108H127V114H124L123 115V117H124V121L128 124V128H129V131H128V133L126 134V136H124V139L122 140V145H121V147L122 148H120V150H119V152H118V154H117V157L119 158V159H122L124 162H126V161H129V164H131V166L129 165V167H131V169L133 170V172L134 173H136V175L139 177V178H141V180H143L144 182H152L151 184H153V185H155L156 186V184H157V186H156V191L157 192H155V194L156 193H158V191H160L159 193H158V195H157V197H151V196H149V194H147L146 196L145 195H143V196H141V198H143V199H141L142 201H141V203H142V206H144L143 208L147 211V213H148V211H149V213L148 214H151L150 216H153L152 218H154V219H152V221H154L153 223L155 224V225H157V226H159L158 224L160 223V221L162 222V218L164 217V215L163 214H165V213H163V212H166V213H168L169 212V217H170V215H172V214H174V212L175 211H177V214H178V209H177V207H178V204H177V207H176V209L177 210H172L171 208H172V205H173V202H174V206H176L175 205V203H176V201L178 202V200H180L179 201V205H181L182 206V209H183V211L185 212V211H187V212H185V213H183L184 215V221H185V223L187 224L188 223V221H189V223H190V225H188L187 224V227H190V226H192L193 228H195V225H196V228L198 229V230H196V231H199V232H197L196 233V231H195V229H194V231H195V235H197V234H199V235H202V234H206V235H208L211 231V229H213V228H211V229H209V227H208V229L207 228H202V227H205V225L202 223V221H201V217H205L206 216V218H209V219H212L213 220V218H216V217H221V218H219L220 219V221L221 220H225V224L227 225H229V227H225V234H224V232H222L224 229H222V231H221V229L218 231V233L216 232L217 231V229L215 228L214 229V233H217L216 235H218V238H219V236H220V239L219 240H221V237H222V239L224 240V241H222L221 240V245L223 244L224 246H225V248L224 247H222L221 249H224V250H227V252H228V254H229V256H230V253H232V252H235V250H237L236 251V253L237 252H239L238 250H240V252L239 253H241V254H243V256H245L246 254H244L246 251H245V249H246V246H247V249L246 250H248L249 248H248V245H247V242H248V234L247 233H251L255 228V225L253 224V225H250V226H248L247 224H248V222L247 221H250L252 218L254 219V217L256 216H254V217H251V216H253L254 215V212H255V210L254 211H252V209H250L251 211H252V215H251V213H250V217H248V219L246 220V216H245V218H244V220L246 221H244L243 220V222H245L244 224H242V219H239V218H243V217H241V206H242V202L244 203V204H251V203H254L253 205L251 204V206L252 207H254V205H257V207L256 208H258V205L260 206L261 204H259V203H261V201L260 202H258V201H256V203L253 201V202H246L245 203V201H244V199H242L243 197H239V196H242V191L244 192V189L246 188L247 189V186L245 185V180L244 179H242V177H244V172H243V170H239L240 169V167L242 166V164H245V163H247V159H248V162H250V165L253 167L254 166V168L256 167H258L256 170L258 171V169L260 168V170L259 171H261L262 170V165H263V160H264V158H262V156L263 155H261L263 152H264V149H263V151H262V153L260 152L261 151V149L259 150V147L258 148H255L256 147V145H255V147L253 146V144H254V142H252V139L253 138H251V136H252V129H247L246 128V123H243V122H241L242 121V119L240 118V117H238L241 121H239V119L237 118V115L235 116L234 115V112L235 111H237L238 109H241V108H238V107H242L240 104L241 103H239L242 99L241 98H243V96L246 94V97L249 95V93H252L253 92V90L254 89H256V87H257V89H259L258 87L261 85V83L260 84H257V83H259V81L261 82L262 80L261 79H259L260 77H258L261 73L260 72H258L259 70H256L257 69V66L256 65H254L255 63H256V60L254 61L255 63L254 64H252L251 62H253V61H251L250 63H251V67L248 65V71H249V73L248 74H250V76L245 72V73H243V70H245V69H247L246 68V66H245V64L244 63H242V62H239V63H237L236 65H234V64H231L232 63V61H231V63H229L230 64V66L231 67H226L225 66V68L227 69V70H225L223 67H222V65H220L221 64V61H222V63L224 62L222 59V55H221V53L220 52H222V51H224V50H222V51H219V49L218 48H221V47H216L217 49H215V50H217V52L219 51V55L217 54V56H220V57H218V58H220L219 59V61L217 60V59H215L217 56L216 55H213V53H211V52H213L214 51V53L216 52L214 49L211 51V48H210V51H209V48L207 49ZM234 47V48H233ZM51 47H49V49H50ZM61 48V49H60ZM67 48V49H66ZM144 48V47H143ZM200 48V49H199ZM226 48V47H225ZM92 48H90L89 50H86L87 51V53H86V55L85 56H87V57H85V59L86 58H89L90 57V59L89 60H91V61H95L96 59H99V57H101V55H103V52H102V54L101 53H99V50H95V49H92ZM189 49V48H188ZM222 49V48H221ZM224 49V48H223ZM6 52H5V51ZM45 50V49H44ZM47 50V49H46ZM76 50V48H75V46L73 45V44H65V45H62V46H60L59 48H55L53 51H55V53L54 54H51V55H49V56H51V57H49L48 55H46V53H44L43 52V50L40 52L39 50H37V51H39V55L41 56V57H43L44 59V61L47 63V64H49V65H47L46 66V64H45V62H42V63H44V67L46 66V68L47 67H49V66H55L56 65V68H51L50 67V69L48 70L47 69V71H50V72H55V71H57L60 67H61V64L64 66V65H66V62L71 58V60H69V61H72L73 59H76L77 58V56H75L76 55V53L74 52V51ZM94 50V51H93ZM200 50L202 51V52H200ZM234 50L236 51V53H237V51H238V53H240V54H235V52H234ZM245 50V49H244ZM32 51H34V50H32ZM96 51V52H95ZM180 51H184V52H181L180 53ZM228 51V52H229ZM240 51V52H239ZM29 52H31V50H29ZM91 52V54H89ZM101 52V51H100ZM142 52H144V51H142ZM200 52V53H199ZM226 53H227V51H225ZM32 53V55H36V54H34V53H36V51L33 53V52H31ZM93 53V54H92ZM197 53H199L198 55H197ZM222 53H224V52H222ZM226 53H224L225 55H226ZM42 54V55H41ZM75 54V55H74ZM254 54V53H253ZM3 55H4V57H3ZM56 55V56H55ZM64 55V56H63ZM67 55V56H66ZM194 55V54H193ZM213 55V56H212ZM69 56V57H68ZM72 56L73 57H75V58H73L72 59ZM96 56V57H95ZM177 56V57H176ZM214 56H216L215 58H214ZM236 56V57H235ZM254 56H255V54H254ZM34 57H36V56H34ZM38 57V56H37ZM54 57V58H53ZM66 57H67V59H66ZM98 57V58H97ZM180 57V58H181ZM185 57V56H184ZM193 57V56H192ZM227 57H225V59H227ZM241 57H242V54H241ZM40 58V57H39ZM50 58H51V60H50ZM196 58H193V59H195L196 60ZM216 60H214V59ZM251 58H253L252 56L250 57V59ZM262 58V57H261ZM93 59H95V60H93ZM192 59V60H193ZM206 59V60H205ZM256 59H257V57H256ZM6 60V61H5ZM42 60V58L41 59H39L38 61L40 62ZM59 60V61H58ZM66 60V61H65ZM86 60H88V59H86ZM135 60H136V58H135ZM209 60V61H208ZM212 62H211V61ZM229 60V59H228ZM228 60H227V64H228ZM231 60V59H230ZM260 59H258V61H259ZM36 63H37V58H36V60H34ZM68 61V62H69ZM207 61V62H206ZM257 61V62H258ZM3 62V63H2ZM67 62V63H68ZM210 62V63H209ZM213 62H215V63H217V64H214ZM218 62H219V64H218ZM230 62V61H229ZM234 62V61H233ZM192 63H194V62H192ZM224 63H226V62H224ZM20 64V63H19ZM38 64H40V63H38ZM136 64H137V69L139 70V71H142L143 73H147L148 74V77H150V74H151V78H155V77H157L155 74H156V71L155 70H160L161 69V67H160V69L158 68V69H155L154 71H152L150 68H145V67H149L150 66V64L147 66H145V64H141V63H138L137 61H136ZM211 64L213 65V67L211 66ZM227 64H225V65H227ZM243 64H244V68H242L243 67ZM10 65V66H9ZM185 65H186V63H185ZM195 65V66H194ZM205 65V66H204ZM218 65L220 66V67H218ZM224 65V64H223ZM203 66V67H202ZM229 66V65H228ZM233 66V67H232ZM234 66H236V68L234 67ZM238 66H239V68H238ZM253 66H256V69H255V67H253ZM103 68V70L100 72L101 73V75H104L105 77H112V76H114L115 74H121L122 73V70H119V71H117V70H113V69H110L109 67H107V66H102ZM107 67V68H106ZM151 67V66H150ZM197 67V68H196ZM205 67V68H204ZM212 67V68H211ZM15 69V74H13L14 72H12L14 69ZM233 70L232 72H231V70ZM238 68V69H237ZM250 68H253V69H251V70H253V71H251V70H249ZM9 69H10V71H9ZM141 69V70H140ZM149 69L151 70L150 72H149ZM163 69V68H162ZM200 69V71H198ZM205 69V70H204ZM212 69V70H211ZM213 69H214V71H213ZM223 69H224V71H223ZM241 69H243L242 71H241ZM254 69H255V71H257V72H255L254 71ZM258 69H260V68H258ZM12 70V71H11ZM195 70V71H194ZM217 70V71H216ZM261 70V69H260ZM18 71H20L21 72V74H20V72H18ZM145 71V72H144ZM197 71V72H196ZM228 71V72H227ZM237 73H236V72ZM245 71H247V70H245ZM50 72H47V73H50ZM129 73V72H131V71H125L124 70V73ZM152 72H154L155 74V77H152V76H154V75H152ZM191 72H190V75H191ZM210 72V73H209ZM212 72V73H211ZM228 74H227V73ZM230 72H231V74H233V75H230ZM240 72H242L243 74L242 75H244V74H246V75H244V76H247L248 75V77H247V80H246V77L244 78L243 76H241V74H240ZM253 74H252V73ZM11 73V74H10ZM18 73H19V75H21V76H19L18 75ZM46 73V74H47ZM109 73V74H108ZM125 73V75H127ZM158 73H161V71L159 72L158 71ZM158 73H157V75H158ZM182 73H184V75L182 74ZM185 73H186V76H185ZM200 73V75H202ZM222 73H225V75L224 74H222ZM258 73H260L259 75H258ZM111 74V75H110ZM182 74V75H181ZM240 74V75H239ZM252 74V75H251ZM29 75V74H28ZM196 75V76H195ZM203 75V76H204ZM206 75V76H207ZM224 76V78H223V80L224 81H222V80H220V79H222L221 78V76ZM227 75H229V76H227ZM255 75V77H252V76H254ZM256 75H257V81H256ZM46 76H48V75H46ZM160 76H162V74H160V75H158V77H160ZM205 76V77H206ZM212 76L210 77V78H212ZM226 76V77H225ZM232 76V77H231ZM261 76H262V74H261ZM209 77V75L206 77V78H208ZM229 77V79L228 80H231V81H229V83H228V80L226 79V78H228ZM234 77H235V79H234ZM243 77V78H242ZM251 77V78H250ZM264 77V76H263ZM176 78H177V80H176ZM206 78L205 79H203V80H206ZM217 78H219V79H217ZM242 78V79H241ZM254 78V79H253ZM41 78L39 77L37 80H40ZM174 79V80H173ZM186 79H187V77H186ZM216 81H215V80ZM227 81H226V80ZM244 79V82L242 81ZM248 79H250V81H251V79L252 80H254L252 83H251V85L253 84V86H251V87H249L250 86V83H249V80ZM259 79V80H258ZM263 80H264V78H262ZM171 80V81H170ZM219 80V81H218ZM233 80H235V82L233 81ZM238 80V81H237ZM246 80V81H245ZM200 81V80H199ZM216 83H215V82ZM225 81H226V83H225ZM239 81H241V82H239ZM247 81H248V83H247ZM42 83V79H41V81H39L37 84H36V86H40V84ZM44 82H45V84H44ZM42 84H41V86L45 89V92L43 91L44 89H42V87L40 88V89H38L39 91H41L40 93V95H42L43 93L42 92H44V93H46L47 91H50L51 89L50 88H48V87H52V86H48L49 84V81H48V83L46 82V81H44ZM177 83L178 85H179V87H173L174 85H172V84H174V83ZM211 82V83H212ZM231 82V83H230ZM256 84H255V83ZM223 83V84H222ZM225 83V84H224ZM228 83V84H227ZM236 83V84H235ZM244 83H247L246 85L244 84ZM263 83V82H262ZM50 84L52 85V83L50 82ZM213 84L211 85V87L213 86ZM218 84H219V86H218ZM242 84H244L245 86H243ZM255 84V85H254ZM178 85H176L175 84V86H178ZM224 86L225 85V87H222V86ZM258 85V86H257ZM205 86H207L206 88H205ZM221 86V87H220ZM241 86V87H240ZM244 88H243V87ZM246 86H248V87H246ZM46 87L48 88V89H50V90H46ZM169 88V89H168ZM175 88V89H174ZM198 88V87H197ZM247 89V91H245L246 89ZM249 88H250V90H251V92H250V90H249ZM159 89V90H158ZM181 89V88H180ZM38 90H36L35 89V92H37ZM223 90V91H222ZM242 90H244V91H242ZM257 91H260V90H256V92ZM34 92V91H33ZM243 92H244V95L243 96H241L242 94H243ZM246 92V93H245ZM248 92V93H247ZM229 93V94H228ZM37 95L36 96H39V93H36ZM164 94V95H163ZM254 94H256L255 92L252 94V96L254 95ZM33 95H34V93H33ZM257 95V94H256ZM18 96V97H17ZM35 96V95H34ZM35 96V97H36ZM164 96H166L165 98V100H163L162 99V97ZM192 96H194V97H196L195 99H194V97H192ZM220 96V97H219ZM249 96H251V95H249ZM248 96V98H250ZM255 96V95H254ZM35 97H33V98H35ZM224 97V98H223ZM37 98V97H36ZM34 99V100H36L37 101V99ZM209 98V99H208ZM235 98V99H234ZM38 99H39V97H38ZM122 99V98H121ZM179 99H181V100H179ZM239 99H241L240 101H239ZM15 100V101H14ZM210 100H213V102L212 101H210ZM36 101H34V102H36ZM122 101V102H123ZM165 101H166V103H165ZM211 102V103H209L208 104V102ZM221 102L220 104H218L219 102ZM251 101H252V99H251ZM15 103V104H14ZM159 103H161V104H159ZM217 103V104H216ZM236 103V104H235ZM240 105H238V104ZM4 104V105H3ZM6 104H8V105H6ZM11 104V105H10ZM12 104L15 106H12ZM212 104L214 105V106H212ZM2 105V106H1ZM192 105H190V106H192ZM220 105V106H219ZM237 105V106H236ZM4 106H6V107H4ZM10 107V108H7V107ZM12 106V107H11ZM166 106V107H165ZM219 106V107H218ZM222 106V107H221ZM14 107V108H13ZM129 107V108H128ZM165 107V108H164ZM216 107L217 109H214V108ZM221 107V108H220ZM235 107L237 108V110H235ZM7 108V109H6ZM181 108V109H180ZM192 110H191V109ZM214 109V111L215 112H217V111H219V113H223L222 115L221 114H219V115H221V118L223 119V120H225V122L224 123H226L229 127H230V133H228V135H227V137H226V139L228 140H226V142L224 141V143H223V148H224V150L226 149L227 150V153H228V155H227V158H225V159H227V160H225V159H223V158H221V160H220V158L216 155V151L218 150V148H219V146L220 145H222V144H220V145H218L219 144V142H217V139H214V138H216V133H218V132H216V129H215V123H213L214 122V115H213V113H211V112H214V111H212L213 109ZM223 108V109H222ZM224 108H225V111H223V112H221L222 110H224ZM233 108H234V110L235 111H233ZM183 109V110H182ZM220 109V110H219ZM232 109V110H231ZM6 110H8V112H9V114L7 113V111ZM10 110V111H9ZM4 111H5V113H4ZM26 111V110H25ZM233 111V112H232ZM227 112V113H226ZM232 113H233V115H232ZM178 114V115H177ZM187 114V115H186ZM215 114H217V113H215ZM213 115V116H212ZM1 116V117H2ZM212 117V118H211ZM230 117V118H229ZM233 117V118H232ZM228 118V119H227ZM227 119V120H226ZM229 119H232V120H229ZM233 120H234V122H233ZM230 121H232V122H230ZM235 121H237V122H235ZM257 122V121H256ZM256 122H253L252 124L254 125V127L255 126H257V124L255 125V123ZM262 122V124H264V121H258L257 123H258V125L260 124ZM231 123H232V125H231ZM233 124H235V125H233ZM245 124V125H244ZM248 124V123H247ZM209 126V127H208ZM261 126V125H260ZM259 126V127H260ZM233 127V128H232ZM247 129V130H246ZM2 130H5V129H2ZM1 130V131H2ZM13 130V131H12ZM12 132H10L9 133V131L6 129L5 131H7V132H5V131H3L2 132V135H0V264H38L37 262H33V260H31V259H33L32 257V254L35 256V254L36 253H38V252H34V251H36L35 249L36 248H33L32 249V247L34 246V245H30L29 247L30 248H28V246L27 245H24V247L26 246L27 248H23V245H22V247L20 246L21 245V243L22 242H25V241H29L30 239L31 240H34L33 241V243L35 244V246H36V244L38 245V244H40V242L42 241V239H43V237L45 238V236L47 237L50 233H49V231L47 230L48 229V226H47V228H45V227H43V228H45V229H43L42 227H41V225L39 226L38 224L42 221V219L40 220V218H39V220H40V222L39 223H37V225H34V223H33V221H35V219H36V221H37V216L38 215H36V218H34L35 217V215H34V217H32V216H30L31 215V213H29V211H32L33 209H35V207L38 209V211L41 209V208H43V207H40L41 205L43 206V204H44V202H43V198H41L40 200L38 199V201L37 200H35L34 199V197L33 196H35L36 197V195H37V193L36 194H34L33 195V193H35L36 191H38L39 189H40V186L42 187V182H41V180H40V182H39V179L37 180V178H41V175L39 174L40 172L38 171V169H35L34 167H32V165H26L27 164V162H26V164H24V165H22L21 166V163H24V162H21L20 160H19V158H21V156H19V155H22V153H23V150H25V148H26V144H27V140H25L24 139V137H22V135H20L19 134V132L15 129L14 130V128H12ZM252 130V131H251ZM15 132V133H14ZM1 133V132H0ZM8 133V134H7ZM3 135H5V136H3ZM11 135H14V139H16V140H14V139H11L12 138V136ZM19 137H21V138H18V136ZM10 136H11V138H10ZM16 136V137H15ZM17 138H18V140H20V142H18L17 141ZM9 139H11V140H9ZM10 141H12V144H14V142L13 141H15L16 143L14 144V145H12V146H10V144H11V142ZM213 141V142H212ZM231 141V142H230ZM251 141V142H250ZM124 142V143H123ZM244 142V143H243ZM243 145H242V144ZM252 143V144H251ZM250 144V145H249ZM264 144V143H263ZM25 145V146H24ZM217 145H218V147H217ZM225 145V146H224ZM242 145V146H241ZM226 147V148H225ZM228 147H230V148H228ZM245 147V148H244ZM124 148V149H123ZM250 148V149H249ZM122 149V150H121ZM257 151H256V150ZM225 150V151H226ZM243 150V151H242ZM245 150V151H244ZM259 150V151H258ZM120 152H121V154H120ZM244 152V153H243ZM231 153V154H230ZM119 154H120V156H119ZM250 154V155H249ZM264 154V153H263ZM126 156V157H125ZM216 156L218 157V159L216 158ZM230 156V157H229ZM246 156V157H245ZM252 156V157H251ZM122 157H124V159L122 158ZM129 157V158H128ZM248 157V158H247ZM260 159H263L262 161L261 160H259V158ZM16 158H18V159H16ZM125 158H126V161H125ZM128 158V159H127ZM230 158V159H229ZM223 159V160H222ZM245 159V160H244ZM225 160V161H224ZM229 160V161H228ZM18 161H20L19 162V164H18ZM216 161V162H215ZM222 161V162H221ZM123 162V163H124ZM219 162V163H218ZM255 162V163H254ZM260 162V163H259ZM262 162V163H261ZM256 163H258V164H256ZM15 164H16V166H15ZM216 164V165H215ZM235 164V165H234ZM252 164H254V165H252ZM17 165H19V169L20 168H24V166H25V168L24 169H20V172L18 173L17 171H19V170H17L16 171V168L18 167ZM241 165V166H240ZM259 165V166H258ZM15 166V167H14ZM31 166V167H30ZM121 166V165H120ZM226 166V167H225ZM27 167V168H26ZM31 168L30 170H28V168ZM133 167V168H132ZM243 167V166H242ZM241 167V168H242ZM117 168H119V166L117 167ZM5 169V170H4ZM12 169H14L15 170V172L16 173H18V175H16L15 177H13L16 173H13L12 171H14V170H12ZM27 169V170H26ZM7 170H10V172H12V173H10L9 171H7ZM132 170H131V172H132ZM8 173H7V172ZM31 171H33V173L31 172ZM37 171H38V173H37ZM4 172V173H3ZM26 172V173H25ZM132 172V173H133ZM4 175H2V174ZM10 173V174H9ZM31 173V174H30ZM133 173V175H135ZM241 173V174H240ZM7 174V175H6ZM107 174V173H106ZM105 174V177H108L109 176V173L106 175ZM7 177H6V176ZM9 175H11V176H9ZM33 175H34V177H35V179H36V181L34 180V177H33ZM135 175V176H136ZM40 176V177H39ZM29 177V178H28ZM11 178V179H10ZM234 178V179H233ZM233 179V180H232ZM242 179V180H241ZM9 180V181H8ZM229 180V181H228ZM163 181V182H162ZM5 182H6V184H5ZM36 182V183H35ZM157 182V183H156ZM158 182H159V184H160V187H158L159 185H158ZM218 182V183H217ZM10 183V184H9ZM155 183V184H154ZM163 183V184H162ZM165 183V184H164ZM39 184H41V185H39ZM36 185V186H35ZM38 185V186H37ZM162 185V186H161ZM226 185V186H225ZM24 186H29L30 187V189L29 188H27V187H25V188H27V190L29 191V193L31 192L30 190H32V192L29 194V195H26L25 196V198L26 199H28V200H30L29 201V203L27 204L26 203V201H28V200H26L25 198V200H23L22 202H18L17 203V201H16V199H15V197H16V194H17V192H19L20 193V191H22V190H24V189H20V187L21 188H24ZM35 186V187H34ZM221 186H222V188H221ZM32 187H34V188H32ZM39 187V188H38ZM158 187V188H157ZM38 188V189H37ZM241 188V189H240ZM260 188H261V186H260ZM263 188V187H262ZM20 191H19V190ZM34 189H35V192H34ZM163 189H164V192H163ZM166 189V190H165ZM170 189V190H169ZM26 189H25V192H24V194L26 193V191H27ZM161 190H162V193H163V195H161ZM171 193V194H173L172 196H174L175 195V197H173L172 198V196H171V194L168 192V191ZM27 191V192H28ZM227 191V192H226ZM22 192V193H23ZM173 192V193H172ZM218 192V193H217ZM39 194L38 195H40L41 196V193H42V191H41V189L39 190V192H38ZM28 194V193H27ZM160 194V195H159ZM215 194V195H214ZM222 194V195H221ZM166 195H170L171 197H169V199L167 200V197L168 196H166ZM213 195V196H212ZM31 198H30V197ZM144 196H145V199H146V202H145V199H144ZM151 197V198H153V199H150L149 197ZM156 196V195H155ZM161 196V197H160ZM211 196V197H210ZM235 197V198H234ZM238 197V198H237ZM37 198H39V197H37ZM157 199V203H156V199ZM166 198V199H165ZM172 198V199H171ZM179 198V199H178ZM170 199L172 200V202H169L170 201ZM173 199H175V200H173ZM188 199V200H187ZM192 199V200H191ZM242 199V200H241ZM144 200V201H143ZM166 200V201H165ZM184 200V201H183ZM187 200V201H186ZM195 200V201H194ZM202 200H203V202H202ZM25 201V202H24ZM154 201V202H153ZM231 201V202H230ZM14 202L16 203V204H20V205H18L19 207L20 206H25L24 205V203L26 204V206H28L29 205V209L31 208H33L32 210L30 209H28V207H21V208H19L17 205L15 206V205H13V206H11L12 204H14ZM182 202H184V203H182ZM189 202V203H188ZM194 202H195V204H194ZM43 203V204H42ZM165 203H167V204H165ZM185 206H183L182 204ZM191 203V204H190ZM193 203V204H192ZM263 204H262V207L264 206V202H262ZM156 204V205H155ZM170 204H172V205H170ZM188 204V205H187ZM200 204V205H199ZM221 204V205H220ZM243 204V207L244 206H247V205H244ZM30 205H32L31 207H30ZM157 205H159V206H157ZM165 205L166 206H169L168 208H167V210L168 209H171L172 210V214L170 213V211L168 210V211H166V208H165ZM191 205V206H190ZM197 205V206H196ZM212 205V206H211ZM33 206H35V207H33ZM38 206V207H37ZM173 206V207H174ZM195 206H196V208H195ZM205 206H206V208H205ZM16 207V209L18 210H14V208ZM18 207V208H17ZM39 207H40V209H39ZM161 207V211H160V208ZM191 207V208H190ZM196 210V212H195V210H193V208ZM208 207V208H207ZM211 207V208H210ZM228 207V208H227ZM230 207V208H229ZM261 207V206H260ZM260 207H259V209H260ZM261 207V210H260V212H257V216L255 217V219L256 218H258L257 220L258 221H264V207L262 208ZM27 208V209H26ZM156 208L158 209V212L156 211ZM165 208V209H164ZM240 210H239V209ZM255 208V207H254ZM253 208V209H254ZM20 209V210H19ZM36 209V210H37ZM173 209H175V207L173 208ZM187 209V210H186ZM263 209V210H262ZM27 210H28V212H27ZM36 210H34L35 212H36ZM43 210V209H42ZM41 210V211H42ZM165 210V211H164ZM205 210V211H204ZM230 210H232L231 211V213H233V214H229L228 212L230 211ZM236 210V211H235ZM258 210V209H257ZM36 212V213H38L39 214V217L41 216L42 218H45L44 216V213H43V211H42V213L43 214H40L39 212ZM40 211V212H41ZM163 211V212H162ZM191 211L194 213H192L191 214ZM198 211V212H197ZM213 211V212H212ZM228 211V212H227ZM250 211V212H251ZM28 214H30V215H27V217H26V214L27 213ZM34 212V213H35ZM160 212L162 213V215L160 214ZM189 212V213H188ZM15 213V214H14ZM33 213V212H32ZM33 213V214H34ZM176 213V212H175ZM202 213V214H201ZM214 213V214H213ZM218 213V214H217ZM17 214L19 215V216H17ZM22 214H23V216H22ZM157 214V215H156ZM177 214H175V215H172L173 217H175V216H177ZM189 214H190V216H189ZM197 214V215H196ZM235 214V215H234ZM236 214H238V215H236ZM44 215V216H43ZM161 217V218H159V216ZM204 215V216H203ZM213 215H215L214 217H213ZM165 216L166 217H164L165 219L163 220V221H165L164 223L165 224H162L163 226H159V228H160V231H161V233H163L162 235L163 236H165V238H169L170 236H174V238H172V239H175L176 241H178L177 239H179L178 237L177 238H175L176 236L173 234V232L170 230L171 228H170V226H169V224L168 223H170V221H168V219H167V214H165ZM171 216V217H172ZM201 216V217H200ZM223 216V217H222ZM238 216V217H237ZM158 219H157V218ZM263 217V218H262ZM187 218V219H186ZM190 218V219H189ZM218 218H216L215 220H218ZM234 218H236V219H234ZM239 220H238V219ZM249 218H251L250 220H249ZM261 218V219H260ZM167 219V220H166ZM200 219V220H199ZM252 219V220H253ZM260 219V220H259ZM44 220V223H46L47 224V222H48V219H47V216H46V218L45 219H43ZM157 220H159V222L157 221ZM171 220V219H170ZM192 220V221H191ZM203 220V219H202ZM236 220V223H238L240 220H241V226H239L238 228H236L234 225H236V224H233L234 222L233 221H235ZM237 220H238V222H237ZM251 220V221H252ZM46 221V222H45ZM167 221H168V223H167ZM191 221V222H190ZM194 221V222H193ZM197 221V222H196ZM219 221V220H218ZM250 221V222H251ZM254 221H256V220H253L252 222L253 223H255ZM43 222V221H42ZM194 223V226H193V223ZM226 222H228V223H226ZM158 223V224H157ZM192 223V224H191ZM199 223V224H198ZM257 223V222H256ZM42 224V223H41ZM46 224H45V226H46ZM153 224V225H154ZM200 224H201V226H200ZM22 225L24 226V227H22ZM44 225V224H43ZM154 225V226H155ZM32 226V227H31ZM35 226L36 227H39V228H41V229H43L45 232L46 231H48V232H46V233H49V234H46V233H44V232H42L43 230H41V229H38V228H35ZM153 226V227H154ZM164 226H166L165 228V230H164ZM231 226V227H230ZM26 227L28 228V227H30V230L29 229H26ZM169 227V228H168ZM235 227V228H234ZM22 228H24V229H26L25 231L26 232H28V230H29V232L28 233H26V235H25V233H23L24 231V229H22ZM31 229H33V231L35 232V234H33L31 231ZM38 229V230H37ZM204 229H206V230H204ZM236 229V230H235ZM40 230V232L38 233L39 235H41V232H42V234H45V235H42V238H41V236L39 237V235H38V237H34L33 236V239H32V237H30L32 234L33 235H36L37 234V231H39ZM170 230V231H169ZM203 230V231H202ZM208 230H209V233L207 234V232H208ZM230 230V231H229ZM238 230V231H237ZM153 231H156V230H153ZM193 231V232H194ZM207 231V232H206ZM236 231V232H235ZM157 232V231H156ZM167 232V233H166ZM204 232V233H203ZM233 232H235V233H233ZM238 232V233H237ZM242 232L244 233L243 234V237H244V235H246L247 237V240L246 241H244L243 242V240L241 239V237H240V235L242 236ZM160 233V232H159ZM226 233H227V235H226ZM241 233V234H240ZM21 234H24V236L26 237L28 234H30V236L28 235L23 241H22V239H21V237H22V235ZM204 234V235H205ZM221 234V235H220ZM233 234V235H232ZM161 234H159V236H160ZM204 235H202V237L201 236H198L197 235V237L196 238H199L198 240H202V239H204V238H206V235H205V237H204ZM210 235V234H209ZM208 235V236H209ZM229 235V236H228ZM240 238V240H239V242L241 243H237V244H240V245H242L243 244V248H245V249H237L238 247V245L235 247L236 249L234 250L233 248H229V246L231 245V243L232 242H230L229 241V239L231 240V241H233L234 242V239H237L236 237L237 236ZM224 236V237H223ZM228 236V237H227ZM232 236L234 237V236H236V237H234V238H232ZM162 237V236H161ZM202 239H201V238ZM231 237V238H230ZM36 238H38V240H39V243L37 242L38 240L36 239ZM171 238H170V240H171ZM195 238V239H196ZM209 238V237H208ZM227 240H226V239ZM20 239H21V242H20ZM45 239H47V238H45ZM207 239V238H206ZM30 240V241H31ZM173 241L172 243H170V241L168 242V244L169 245H167L166 247H168V248H170L172 245L174 246V242H176V241ZM197 240V239H196ZM205 240V239H204ZM204 240H202V241H204ZM44 241V240H43ZM237 241V240H236ZM27 242H25V244H28ZM37 242V243H36ZM222 242H224V243H222ZM226 242V243H225ZM229 242H230V244H229ZM32 242H31V244H33ZM189 243V242H188ZM190 244V243H189ZM188 244V245H189ZM245 244V245H244ZM187 245V246H188ZM232 245H233V243H232ZM234 245H235V243H234ZM239 245V246H240ZM54 247L53 245H50V247ZM172 246V247H173ZM190 247H191V245H189ZM23 248V250H20L21 248ZM37 247V246H36ZM49 247V248H50ZM220 247V246H219ZM232 247V246H231ZM47 248V247H46ZM45 248V249H46ZM174 248H175V246H174ZM185 248L186 247H184V250H185ZM188 248V247H187ZM239 248H241V247H239ZM52 251L55 249H53V248H50ZM165 249V248H164ZM171 249V248H170ZM170 249H168V250H164L163 252H164V254H166L165 252L167 251V252H169V254L170 255H172L173 256V253L175 252H173L172 250H174L173 248H172V250L171 251H169ZM44 250V249H43ZM108 250H111V251H113V249L111 248H109ZM107 250V251H108ZM189 250V249H188ZM231 250H232V252H231ZM234 250V251H233ZM241 250H242V252H241ZM33 252V253H30L31 254V256L30 255H28V257H27V254L29 253V252ZM45 251V252H44ZM42 253H41V256H42V258H41V260H40V255H38L37 256V254H36V256H35V258L36 259H38V260H40L41 262L40 263H42V261H43V263L42 264H45V262H46V260H45V262H44V257L43 256H45V255H47L46 254V250H44ZM47 251H50L49 249L47 250ZM111 251H109V252H107V254L108 253H111ZM186 251L187 250H185L184 251V255H185V253H186ZM218 251H220V250H218ZM229 251H230V253H229ZM24 252H27L25 255H26V257L25 256H23L24 255ZM54 252V251H53ZM171 252V253H170ZM190 252L192 253L191 255H190V257L193 255V252L190 250ZM40 253H38V254H40ZM45 253V254H44ZM47 253H49V252H47ZM56 253V252H55ZM54 253V254H55ZM43 254V255H42ZM182 254V255H183ZM187 254V253H186ZM241 254H239V255H241ZM109 256H111L110 254H108ZM167 255V254H166ZM237 255V257H238V253L237 254H235L234 253V255H231L232 257H233V259H232V257H229L228 255L226 256L227 257V259H229V261H231V263L233 262V261H237V259L239 260H241L243 257L241 256L240 258L238 257V258H235V256ZM49 257L51 256V253L48 255ZM48 256H46V257H48ZM55 256V255H54ZM54 256H53V258H54ZM179 256V255H178ZM30 257H31V259H30ZM56 257V256H55ZM174 257V256H173ZM187 257H189V254H188V256L186 255L184 258H187ZM34 258V259H35ZM175 258V260H173V264H177V263H179L180 261L181 262H183L184 264H188V263H185V262H189L190 260V258H188V259H182V260H180L181 258H180V256L179 257H174ZM177 258V259H176ZM35 259V260H36ZM57 259V258H56ZM244 259V258H243ZM55 260V259H54ZM185 260V261H184ZM47 261H49V259H47ZM51 264H52V256H51ZM58 260H55L54 262H53V264H55V262H57ZM39 262V261H38ZM109 262V261H108ZM108 262H106L107 264H109ZM177 262V263H176ZM39 263V264H40ZM105 263V262H104ZM104 263H101V264H104ZM46 264H48V263H46ZM50 264V263H49Z\"/></svg>",
  "mask_w": 264,
  "mask_h": 264
}]
</instances>
